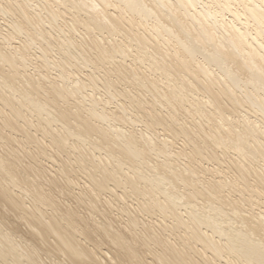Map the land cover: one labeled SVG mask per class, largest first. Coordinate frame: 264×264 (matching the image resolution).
Wrapping results in <instances>:
<instances>
[{"label": "bare ground", "instance_id": "bare-ground-1", "mask_svg": "<svg viewBox=\"0 0 264 264\" xmlns=\"http://www.w3.org/2000/svg\"><path fill=\"white\" fill-rule=\"evenodd\" d=\"M1 16L0 264H264V0Z\"/></svg>", "mask_w": 264, "mask_h": 264}, {"label": "rangeland", "instance_id": "rangeland-1", "mask_svg": "<svg viewBox=\"0 0 264 264\" xmlns=\"http://www.w3.org/2000/svg\"><path fill=\"white\" fill-rule=\"evenodd\" d=\"M0 19L2 20H0L2 23L7 19V17L6 18H3L2 16L0 17ZM0 22V23H1ZM60 34H65V33H60ZM140 127V128H139ZM136 128H138V129H141L142 128V126L138 123V125L136 126ZM67 202V201H66ZM67 203H69V202H67ZM179 210H181V212H184V210H185V208L184 207H181ZM183 210V211H182ZM186 211V210H185ZM117 212V211H116ZM116 212H113V213H116ZM184 214L186 215L187 213L186 212H184ZM156 217V216H155ZM157 218H160V217H158L157 216ZM105 249V251H107V258L109 257V256H111V254L109 253V251L106 249V248H104ZM104 258V257H103ZM105 260V259H104Z\"/></svg>", "mask_w": 264, "mask_h": 264}]
</instances>
